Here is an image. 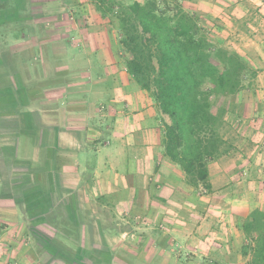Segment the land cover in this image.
I'll list each match as a JSON object with an SVG mask.
<instances>
[{
	"label": "crops",
	"instance_id": "1",
	"mask_svg": "<svg viewBox=\"0 0 264 264\" xmlns=\"http://www.w3.org/2000/svg\"><path fill=\"white\" fill-rule=\"evenodd\" d=\"M182 3L222 41L252 26L242 0ZM94 16L69 28L47 22L34 28L41 34L20 41L31 50L25 68L45 72L46 80L31 117L14 119L15 130H25L14 154L28 160L3 165L0 239L10 242H0V264H25L13 257L27 237L29 264H67L51 240L73 236L83 240L82 254L91 252L86 238H108L113 264H251L243 223L264 209V135H239L236 148L210 164V189L189 184L166 154L170 117L119 60L118 28Z\"/></svg>",
	"mask_w": 264,
	"mask_h": 264
},
{
	"label": "trees",
	"instance_id": "2",
	"mask_svg": "<svg viewBox=\"0 0 264 264\" xmlns=\"http://www.w3.org/2000/svg\"><path fill=\"white\" fill-rule=\"evenodd\" d=\"M166 3L96 0L103 16L118 20L120 43L129 55L127 71L170 117L164 125L167 156L180 165L189 184L210 189L209 166L230 149L215 98L242 89L248 67L239 53L213 44L180 2L170 8ZM243 230L251 240V264H264V210L254 209Z\"/></svg>",
	"mask_w": 264,
	"mask_h": 264
},
{
	"label": "rangeland",
	"instance_id": "3",
	"mask_svg": "<svg viewBox=\"0 0 264 264\" xmlns=\"http://www.w3.org/2000/svg\"><path fill=\"white\" fill-rule=\"evenodd\" d=\"M119 1L129 4L138 0ZM177 1L183 6L182 0H168V3L164 7H173ZM242 2L248 12L251 13H249V16L252 18L250 19L252 26L248 27L249 30H243L242 36L237 35V32L235 36L230 35L224 41L214 37L217 34H213L209 29H206L200 23L199 17L190 12L197 17L200 26L205 30L213 44L239 53L245 59L248 67L242 89L234 94L215 98L216 105L214 110L219 113V110L222 109L224 113L223 117L225 121L222 131L225 139L230 144L229 152L239 144L241 138L238 137L239 135L242 136V140L245 138L244 135L248 133L251 140L264 135V124L259 127L260 117L264 118V108L259 109V105H262L264 102V93L259 92L260 90H264V72L261 69V66L264 65V61H262L264 59L262 58L264 56V0H242ZM253 6H261L262 11H257ZM183 8L185 9L184 6ZM95 12L101 14V17H98L99 21L103 20V22H107L111 30L113 27L118 28L119 41H121L122 34L118 27V20L113 15L103 16L97 8L96 0H0V195L2 182L8 177H6L7 172L4 171L3 165L6 164V168L8 169V165L12 161L15 163V159H17L18 164H23V160H28L19 159L14 154L17 144L19 148L20 142L24 140L23 135H25L22 134L25 131L23 130L24 128H21V132L18 129L15 130L14 119L17 117L23 120L24 118L29 119L31 117V110L36 108L40 101L39 98H41L38 90L41 89V86H44L42 80H46L45 72H30L25 68L26 61H24V58L30 55L31 50L28 43L21 44L20 41L22 39L28 40L30 37L40 33H36V29L34 28L44 30L47 22H49V26L58 23V25L62 24L67 28L75 23L82 25H88L90 22L94 23L97 20L94 16ZM46 17L47 19H44ZM38 23L40 25H35ZM52 35L53 33L51 32L47 36ZM70 37L71 35L67 36V38L71 39ZM70 41L72 42V40ZM239 43H242V45H237ZM120 47L123 53L119 55V60L126 64V59L129 55L124 52L122 46ZM31 103H33V106ZM260 111L263 112V115H261ZM257 125L259 128H257ZM20 133L21 136L18 138L17 135ZM15 140H17L16 147ZM250 142L245 143L249 146ZM27 145L28 142L25 141L24 144L23 141L22 146L25 149H27ZM217 160L212 161L211 164L217 162ZM9 207V202H7L6 208L9 209ZM28 225L30 223L26 222V227H29ZM23 226L25 227V223ZM125 239L123 238V240ZM246 239L245 245L249 247L251 240L247 237ZM67 240L69 245L66 240H62L59 237L52 238L51 240V243L55 245L57 253L60 254L62 251L65 256V263L80 264L84 260L89 262V264H113V252H110V240L108 238H86L85 245L91 248V252H87L86 254L79 252L81 246H78V242L80 244L83 242L81 238L73 236L67 238ZM7 241L6 239H0L1 243ZM43 241L45 242V239ZM111 242L113 244V240ZM114 242L117 243L118 241ZM98 243L107 247L105 252H103L102 246L98 245ZM20 244L17 243V245ZM94 244L101 246L97 247L100 248L98 251L95 250ZM31 248V239L27 237L26 244L23 245L18 256L13 257L14 260H20L25 262V264H29L30 261L26 260L29 257L25 255V252H30ZM24 255L27 258H24ZM55 259H59L58 256ZM105 259H110L111 262H106ZM52 264L61 263L56 260Z\"/></svg>",
	"mask_w": 264,
	"mask_h": 264
}]
</instances>
